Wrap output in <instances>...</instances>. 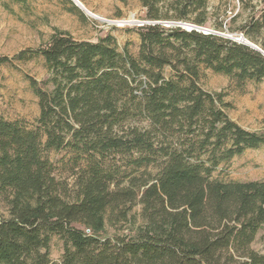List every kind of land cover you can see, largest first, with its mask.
Here are the masks:
<instances>
[{"label":"trees","instance_id":"obj_1","mask_svg":"<svg viewBox=\"0 0 264 264\" xmlns=\"http://www.w3.org/2000/svg\"><path fill=\"white\" fill-rule=\"evenodd\" d=\"M160 1L143 0L151 22L162 20ZM252 1L239 0L251 8L240 26L238 14L214 27L241 32L264 51V8L257 16ZM206 5L175 0L172 19L189 22V10L202 9L192 23L206 26ZM154 22L139 29L137 57L119 52L111 38L92 43L66 32L30 51L45 59L52 89L32 80L40 106L35 127L0 118V193L9 203V218L0 216V264H264L251 248L264 225V181L213 177L221 164L264 148V134L231 120L222 96L199 85L201 67L261 82L264 56L217 34ZM135 119L147 125L131 126ZM68 149L88 156L74 203L62 196L47 156ZM109 154L130 156L133 170L117 178L119 167L104 163ZM154 164L155 177L139 175ZM138 200L143 224L133 235L98 237L107 215L127 221ZM54 235L64 242L60 263L50 256Z\"/></svg>","mask_w":264,"mask_h":264},{"label":"rangeland","instance_id":"obj_2","mask_svg":"<svg viewBox=\"0 0 264 264\" xmlns=\"http://www.w3.org/2000/svg\"><path fill=\"white\" fill-rule=\"evenodd\" d=\"M71 1V0H70ZM91 14L101 16L104 21L96 20L84 11L66 0H0V60L9 58V63H0V118L11 122H20L27 128H33L40 116L39 99L32 87V80L40 87L52 89L46 84L50 78L45 59L30 51H36L47 46L57 32H66L78 41L98 43L105 38H111L119 52L129 53L137 57L140 50V27L144 22H151L148 18V7L143 0H79ZM175 0H162L158 12L162 20L152 21L165 27H178L185 23L194 25L193 20L202 12L189 10V22H179L172 17L176 10L173 7ZM256 5V14L264 8V0H253ZM206 10L209 12L208 23L202 28L218 34L231 33L228 26L224 32L217 31L214 24L218 18L227 16L226 23L239 14L234 26H240L248 17L251 8H243L239 0H207ZM165 17H170L166 19ZM219 19V20H220ZM133 24H125V21ZM147 25V24H145ZM262 36L264 37V30ZM242 39L246 40L243 37ZM252 43V42H250ZM29 51L26 59L18 58L21 52ZM170 69H167L169 73ZM201 88L212 94H220L224 103L225 112L231 120L244 129L264 134V80L261 82L245 81L239 83L235 79L201 67ZM133 127L144 128L147 123L135 119L130 123ZM55 168L57 180L62 183L61 193L66 201L74 203L80 193V178L86 166L88 156L71 150L49 152L47 154ZM128 155H107L104 163L114 169L119 167L117 178H123L133 170L129 165ZM160 170V164H154L142 169L139 175L155 177ZM138 174V173H137ZM138 175V176H139ZM213 177L223 182H250L264 181V148L249 149L231 161L223 163L214 172ZM123 182L121 187L127 186ZM142 205L139 200L133 204L131 211L124 221L115 214L107 217L106 228L98 237L101 239L116 236L133 235L135 229L143 224ZM0 216L9 218V203L7 197L0 193ZM77 228L91 235V231L82 225ZM251 248L264 254V225L258 231ZM64 254V242L58 235L52 237L50 256L60 263Z\"/></svg>","mask_w":264,"mask_h":264},{"label":"water","instance_id":"obj_3","mask_svg":"<svg viewBox=\"0 0 264 264\" xmlns=\"http://www.w3.org/2000/svg\"><path fill=\"white\" fill-rule=\"evenodd\" d=\"M76 7H78L79 9H81L82 11H84L87 15H89L90 17L96 19V17L92 16L91 12L88 11L85 7H84V4H82L79 0H71ZM178 27H181L187 31H197V32H202L204 34H217L219 36H222V37H225V38H228L234 42H237V43H240V44H243L245 46H248L250 47L251 49L253 50H256L258 52H260L263 56H264V51L259 47L257 46L256 44L252 43L253 45L249 44V40H247V42H244V41H241L239 38L243 37L242 35H239V34H228V35H224V34H218L216 32H213V31H210V30H206V28H202V27H199V26H191V27H188L186 25H183L181 23L177 24Z\"/></svg>","mask_w":264,"mask_h":264},{"label":"bare ground","instance_id":"obj_4","mask_svg":"<svg viewBox=\"0 0 264 264\" xmlns=\"http://www.w3.org/2000/svg\"><path fill=\"white\" fill-rule=\"evenodd\" d=\"M85 7V6H84ZM86 8V7H85ZM87 9V8H86ZM92 16H94V17H96V20H99V21H104V19L101 17V16H98V15H95V14H92ZM125 24H133L134 22H132V21H125L124 22ZM181 24H183V25H186V26H188V27H191V26H194V25H189V24H185V23H181ZM206 30H208V29H206ZM241 41H244V42H247V40H244V39H242V38H239ZM249 44H251V45H253L252 43H250L249 42Z\"/></svg>","mask_w":264,"mask_h":264},{"label":"built area","instance_id":"obj_5","mask_svg":"<svg viewBox=\"0 0 264 264\" xmlns=\"http://www.w3.org/2000/svg\"><path fill=\"white\" fill-rule=\"evenodd\" d=\"M145 24L149 25V24H152V22H144L142 25H145Z\"/></svg>","mask_w":264,"mask_h":264}]
</instances>
